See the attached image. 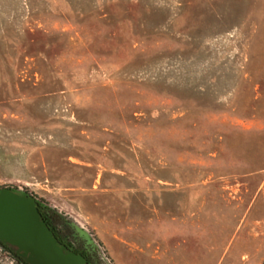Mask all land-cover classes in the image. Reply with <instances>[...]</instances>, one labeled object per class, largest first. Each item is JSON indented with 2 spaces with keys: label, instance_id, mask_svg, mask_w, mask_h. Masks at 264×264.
Listing matches in <instances>:
<instances>
[{
  "label": "rangeland",
  "instance_id": "374dc122",
  "mask_svg": "<svg viewBox=\"0 0 264 264\" xmlns=\"http://www.w3.org/2000/svg\"><path fill=\"white\" fill-rule=\"evenodd\" d=\"M3 187L94 264H262L264 0H0Z\"/></svg>",
  "mask_w": 264,
  "mask_h": 264
},
{
  "label": "water",
  "instance_id": "95a60500",
  "mask_svg": "<svg viewBox=\"0 0 264 264\" xmlns=\"http://www.w3.org/2000/svg\"><path fill=\"white\" fill-rule=\"evenodd\" d=\"M0 243L24 264H89L54 236L36 200L14 188H0Z\"/></svg>",
  "mask_w": 264,
  "mask_h": 264
},
{
  "label": "flooded vegetation",
  "instance_id": "af4514ba",
  "mask_svg": "<svg viewBox=\"0 0 264 264\" xmlns=\"http://www.w3.org/2000/svg\"><path fill=\"white\" fill-rule=\"evenodd\" d=\"M38 207L42 212H44V209L42 207H40L39 205H38ZM53 234L59 241H61L56 233H53ZM61 242H63V241H61ZM63 243H65L67 245L66 242H63ZM69 246L75 252H78V253H81L82 255H84L89 264H94L90 259V255L88 253L90 250L88 249V247L80 248V247L72 246L71 244ZM15 262H17L18 264H24L22 262V260H20L18 257H16L15 254L11 250H9L6 246H4L0 243V263L1 264H15Z\"/></svg>",
  "mask_w": 264,
  "mask_h": 264
},
{
  "label": "trees",
  "instance_id": "16d2710c",
  "mask_svg": "<svg viewBox=\"0 0 264 264\" xmlns=\"http://www.w3.org/2000/svg\"><path fill=\"white\" fill-rule=\"evenodd\" d=\"M39 212L43 218V220L45 221V223L48 225V227H50V224H49V219L50 218H53L55 215H52V214H49L48 212H42L40 209H39Z\"/></svg>",
  "mask_w": 264,
  "mask_h": 264
}]
</instances>
